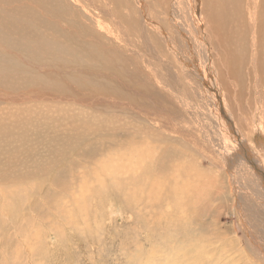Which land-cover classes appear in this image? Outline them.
I'll list each match as a JSON object with an SVG mask.
<instances>
[{
  "label": "bare ground",
  "instance_id": "obj_1",
  "mask_svg": "<svg viewBox=\"0 0 264 264\" xmlns=\"http://www.w3.org/2000/svg\"><path fill=\"white\" fill-rule=\"evenodd\" d=\"M32 1L24 18L16 5L0 14V48L9 54L0 59V80L28 76L36 85L33 94L17 90L13 98L54 99L50 92L60 88L63 101L137 117L148 133L128 128L125 149L101 159L110 179L127 175L116 192L130 199L147 186L140 197L151 194L149 206L159 207L167 189L179 219L169 228L175 237L190 207L196 213L205 195L217 200L224 190L239 221L237 242L246 243L234 261L264 264V0H164L158 14L148 0ZM62 11L63 30L55 23ZM196 244L222 255L216 241Z\"/></svg>",
  "mask_w": 264,
  "mask_h": 264
},
{
  "label": "rangeland",
  "instance_id": "obj_2",
  "mask_svg": "<svg viewBox=\"0 0 264 264\" xmlns=\"http://www.w3.org/2000/svg\"><path fill=\"white\" fill-rule=\"evenodd\" d=\"M29 1L1 3L0 14L7 13L6 7L18 6L16 13L24 18L26 5L35 4ZM163 1L148 0L155 14L162 9ZM57 15L60 19L55 23L63 30L66 23L63 11ZM69 16L66 18L71 19ZM18 53L31 62H42L22 54V50H17ZM8 55L0 50V59L6 60ZM26 78L28 76H17L15 82L11 77L0 80V94L5 95L2 98L0 95V264H242L243 260L234 261L233 256L238 257L246 243L244 239L237 242L241 235L239 221L228 193L223 190L217 200L213 197L215 193L205 195L196 206V213L194 207H190L192 216L186 218L188 221H181L186 231L175 230L177 235L173 237L170 229L179 219H174L175 212L170 210L168 200L172 204L173 199L167 189L162 191L159 207L149 206L151 194H145V199L140 197L147 192V186L143 190L136 189L138 196L125 198L124 192H116V181L125 182L127 175L110 179L107 167L101 164V159L106 161L108 156L125 149L128 128L141 131L148 126L135 116L126 120L125 116L110 110L98 111L80 105L79 101L72 103L70 99L63 101L60 88L50 92L56 96L54 99H14L17 90L34 93L36 85L25 81ZM18 81L21 84H17ZM148 125L162 132L158 125ZM189 154L185 156L193 161L194 154ZM186 164L190 170L197 167L196 164L193 168L187 161ZM173 181L178 182L175 178ZM247 213L250 215L251 211ZM248 221L251 219L247 216L244 222ZM196 236L208 242L209 239L216 241L222 255L217 257L209 251L208 255L213 256L208 257L206 248L196 244L205 240L192 242ZM194 247L199 249L198 254Z\"/></svg>",
  "mask_w": 264,
  "mask_h": 264
}]
</instances>
